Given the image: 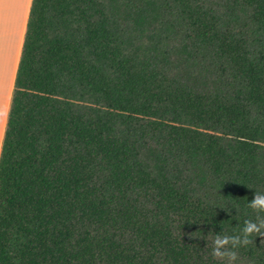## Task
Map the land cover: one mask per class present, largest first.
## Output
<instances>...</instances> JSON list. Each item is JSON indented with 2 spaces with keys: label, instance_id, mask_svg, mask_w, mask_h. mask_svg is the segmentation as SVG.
Listing matches in <instances>:
<instances>
[{
  "label": "trees",
  "instance_id": "obj_1",
  "mask_svg": "<svg viewBox=\"0 0 264 264\" xmlns=\"http://www.w3.org/2000/svg\"><path fill=\"white\" fill-rule=\"evenodd\" d=\"M255 190L264 0H32L0 264H217L205 238L254 219ZM262 241L238 264H264Z\"/></svg>",
  "mask_w": 264,
  "mask_h": 264
},
{
  "label": "crops",
  "instance_id": "obj_2",
  "mask_svg": "<svg viewBox=\"0 0 264 264\" xmlns=\"http://www.w3.org/2000/svg\"><path fill=\"white\" fill-rule=\"evenodd\" d=\"M32 0H0V151Z\"/></svg>",
  "mask_w": 264,
  "mask_h": 264
},
{
  "label": "clouds",
  "instance_id": "obj_3",
  "mask_svg": "<svg viewBox=\"0 0 264 264\" xmlns=\"http://www.w3.org/2000/svg\"><path fill=\"white\" fill-rule=\"evenodd\" d=\"M254 219H245L243 227L236 233L226 229L220 234L209 233L207 247L211 246V257L217 264H238L239 249L255 244L256 237H264V192L256 191L254 198L248 203ZM194 238H201L194 235ZM264 242V241H262Z\"/></svg>",
  "mask_w": 264,
  "mask_h": 264
}]
</instances>
